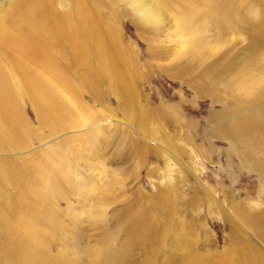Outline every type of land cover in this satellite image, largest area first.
<instances>
[{"label": "rangeland", "instance_id": "obj_1", "mask_svg": "<svg viewBox=\"0 0 264 264\" xmlns=\"http://www.w3.org/2000/svg\"><path fill=\"white\" fill-rule=\"evenodd\" d=\"M23 1L0 0V25ZM96 1L126 80L95 94L88 79L78 126L57 132L21 101L35 132L0 156L29 171L3 181L0 251L18 264H264V128L244 130L264 116V0H172L152 28L124 1Z\"/></svg>", "mask_w": 264, "mask_h": 264}, {"label": "bare ground", "instance_id": "obj_2", "mask_svg": "<svg viewBox=\"0 0 264 264\" xmlns=\"http://www.w3.org/2000/svg\"><path fill=\"white\" fill-rule=\"evenodd\" d=\"M43 1L24 0L22 4H18L19 8L17 6L14 15L5 18L0 25V156H12L25 151L28 136L35 132L21 111V101L24 98L37 108L42 122L40 125L57 132L78 126L71 107L78 104L76 101L80 97V92L84 91V85L87 86L88 79L91 80V84L86 90L95 94L102 81L113 84L118 77L126 80L125 74L124 77L120 75L118 65L124 56L123 51L120 50L121 45L114 42L111 27L106 26L108 20L103 21L101 15L103 5L99 9L96 0H60V3L56 0L54 3L51 2L52 5ZM108 1L114 4L121 1L128 3L120 4L124 11L130 9L133 14L142 16L150 28L156 26L160 17L167 14L170 8L174 9L176 3L170 5L169 2L172 0ZM173 1L178 2L176 6L201 1L203 7L210 12L213 3L219 0ZM105 18H108L107 15ZM5 47H8L9 51ZM248 120L250 122L248 121L244 128L246 132L256 127L264 128V116L261 119L251 117ZM239 131L233 132V135L245 139L247 136ZM68 160L67 156L59 160L57 177L69 170ZM0 161L2 197L3 181L6 178H12L17 183L20 178L27 176L29 171L16 168L15 158L3 157ZM34 170L36 171V167ZM44 177L45 175L37 177V185L49 188L48 180ZM63 177L65 180V175ZM2 198L0 207L4 206ZM0 219L2 220L1 211ZM27 228L33 233L35 225L29 224ZM1 250L0 264H18L12 261L13 257L10 255L16 250L3 251V246Z\"/></svg>", "mask_w": 264, "mask_h": 264}]
</instances>
